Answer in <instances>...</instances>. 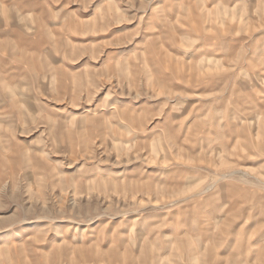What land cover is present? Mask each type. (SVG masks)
Listing matches in <instances>:
<instances>
[{
    "label": "rangeland",
    "instance_id": "1",
    "mask_svg": "<svg viewBox=\"0 0 264 264\" xmlns=\"http://www.w3.org/2000/svg\"><path fill=\"white\" fill-rule=\"evenodd\" d=\"M0 264H264V0H0Z\"/></svg>",
    "mask_w": 264,
    "mask_h": 264
}]
</instances>
